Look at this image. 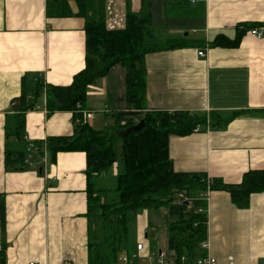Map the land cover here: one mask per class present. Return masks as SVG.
I'll list each match as a JSON object with an SVG mask.
<instances>
[{"label":"crops","instance_id":"crops-1","mask_svg":"<svg viewBox=\"0 0 264 264\" xmlns=\"http://www.w3.org/2000/svg\"><path fill=\"white\" fill-rule=\"evenodd\" d=\"M77 2L0 0V195L6 212L0 238L7 246L6 264H89L90 234L96 228L88 217L86 154L59 153L55 163L46 158L33 162V167L29 162L30 168L21 171L5 166L7 150L21 149L27 144L25 138L43 142L75 135L73 113L50 112L46 93L25 114L19 99L24 77L30 95L37 81L44 87H68L85 69V26L94 16H83ZM148 3L151 27L160 39L200 41L201 47L145 56L143 113L245 112L224 129L169 138L175 172L240 184L245 173L264 169V38L257 40L248 32L237 48H210L209 44L220 34L234 38L238 25L264 22V0ZM141 9L142 0H105L106 27L124 29L127 13ZM201 51L206 57L198 55ZM127 111L126 70L117 64L89 87L85 124L103 131L114 125L116 114ZM22 116L24 142L14 136ZM118 171L114 164L109 173L98 176L96 189L104 192L101 203L110 191L103 179L114 181L115 188ZM204 203L208 253L217 264H260L264 260V192L253 194L246 209H239L224 191L210 192ZM133 221L131 253L122 254L118 264H159L160 252H170L167 211L142 210ZM139 243L145 245L141 256L136 249ZM124 257L127 262L121 260Z\"/></svg>","mask_w":264,"mask_h":264},{"label":"trees","instance_id":"trees-1","mask_svg":"<svg viewBox=\"0 0 264 264\" xmlns=\"http://www.w3.org/2000/svg\"><path fill=\"white\" fill-rule=\"evenodd\" d=\"M83 16L93 13L87 20L86 67L77 74L68 87L43 86L40 81L28 95L22 80V95L19 107L22 114L32 110L38 96L46 93L47 109L50 112H72L75 135L72 137H49L43 142H32L33 150L27 152L24 142V118H19L16 141L24 142L18 150H7L5 166L8 170H27L28 162L41 161L45 157L55 163L57 155L64 152L86 154L88 179V217L96 221V236L89 240V264H118L122 254L131 253L134 242V217L142 210L167 211L168 250L178 260L189 261L205 255L201 244L207 240V217L200 213L206 204L200 196L205 192L224 191L239 209L249 207L253 194L264 192V169L244 174L238 185L224 184L219 179H210L205 174L177 173L169 154L171 136L186 137L194 133L226 128L244 113L196 114L190 112H146V76L143 66L146 55L188 46L201 47L200 41L163 40L151 27L148 0H142L139 13L128 12L124 29L109 30L105 23V0H77ZM169 5L178 0H168ZM187 4L189 0H179ZM66 2V1H65ZM80 10L79 14H82ZM264 28V22H247L235 28L234 38L217 35L210 48H237L243 37L251 30ZM117 64L126 70L127 105L129 111L115 115L114 125L103 131H95L85 124L83 110L90 86L106 77ZM32 96V97H28ZM144 121L139 132H125ZM122 123H125L124 125ZM197 130V132H195ZM26 146V148H25ZM16 151V152H15ZM114 164L118 175L114 192L115 199L101 203L103 191H97L92 178L107 174ZM41 164L40 168H43ZM91 187L94 190H91ZM181 195L183 198H181ZM187 199V203L185 202ZM5 205L0 195V226L5 224ZM100 229V230H99ZM98 230V231H97ZM93 235L91 232L90 236ZM4 239L0 238V264H6Z\"/></svg>","mask_w":264,"mask_h":264},{"label":"built area","instance_id":"built-area-1","mask_svg":"<svg viewBox=\"0 0 264 264\" xmlns=\"http://www.w3.org/2000/svg\"><path fill=\"white\" fill-rule=\"evenodd\" d=\"M112 30H118V29H112ZM250 34L256 37L257 40H262L264 38V29L261 28V29L251 30ZM198 55L200 57H206V53L203 51L199 52ZM122 124L124 125L125 123H122ZM195 132H197V130ZM25 141L28 143L27 152L31 153V151L34 148L33 143L27 140V138H25ZM44 159L46 160V157ZM31 167H33L32 163H31ZM209 193H210L209 191L203 193L200 196L201 200L206 202V200L209 197ZM181 198H183L182 195H181ZM185 202H188L187 199H185ZM203 211H204L203 209L199 210L200 213H202ZM200 247H201V250L205 252V255L197 258L196 260H193L192 262L189 261L186 257H182L180 260H178L175 253L173 252L170 253L168 251L160 252L158 262L159 264H217L216 259L208 253V248H209L208 242L207 241L203 242ZM144 248H145V245L143 243H139L137 245L136 249H137V252L140 253V256L142 255ZM147 257L148 255H144L143 258L145 259ZM121 260H123L124 262H127L126 257L122 258ZM260 264H264V260L261 261Z\"/></svg>","mask_w":264,"mask_h":264},{"label":"rangeland","instance_id":"rangeland-1","mask_svg":"<svg viewBox=\"0 0 264 264\" xmlns=\"http://www.w3.org/2000/svg\"><path fill=\"white\" fill-rule=\"evenodd\" d=\"M100 181H101V180H99L98 177L92 178V184L94 183V185H95V189H96L97 185H99ZM103 183H106V185H107L108 188L110 189V191H109L108 194H107L108 199H110V200L115 199V198H116V194H115V192L113 191V189H114V181L110 180V182H109L108 179L104 178V179H103ZM92 225H93V227L96 228V221H95V223L92 222ZM99 230H100V229H99ZM97 231H98V230H97ZM91 232H93V235H91V238H93V236H96L97 232L94 231V229H93Z\"/></svg>","mask_w":264,"mask_h":264},{"label":"water","instance_id":"water-1","mask_svg":"<svg viewBox=\"0 0 264 264\" xmlns=\"http://www.w3.org/2000/svg\"><path fill=\"white\" fill-rule=\"evenodd\" d=\"M145 126V123L144 121H141L139 124H137L136 126L128 129L126 132H125V135L129 134V133H133V132H139L140 130H142ZM186 204H188L186 202Z\"/></svg>","mask_w":264,"mask_h":264}]
</instances>
